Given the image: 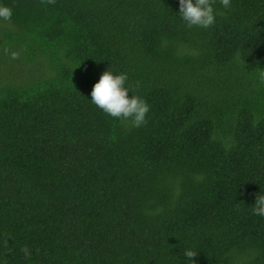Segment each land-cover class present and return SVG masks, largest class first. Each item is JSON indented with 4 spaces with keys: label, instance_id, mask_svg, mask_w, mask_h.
Returning a JSON list of instances; mask_svg holds the SVG:
<instances>
[{
    "label": "trees",
    "instance_id": "1",
    "mask_svg": "<svg viewBox=\"0 0 264 264\" xmlns=\"http://www.w3.org/2000/svg\"><path fill=\"white\" fill-rule=\"evenodd\" d=\"M3 2L0 264H264V0L209 28L177 0ZM107 67L141 126L88 98Z\"/></svg>",
    "mask_w": 264,
    "mask_h": 264
},
{
    "label": "clouds",
    "instance_id": "2",
    "mask_svg": "<svg viewBox=\"0 0 264 264\" xmlns=\"http://www.w3.org/2000/svg\"><path fill=\"white\" fill-rule=\"evenodd\" d=\"M215 0H177V10L180 19L187 28H209L216 22V17L222 15L221 9L214 8ZM223 9L231 7V0H219ZM12 9L0 0V19L8 20L12 17ZM13 56L16 54L13 52ZM264 79V72L260 73ZM88 98L107 115L117 120L127 121L132 127H139L146 122L149 104L142 95L132 91L128 83V75L124 71L110 70L108 67L101 71L92 83ZM225 147H229L225 144ZM252 211L264 216V192L255 193ZM22 251L27 257L29 249L25 246ZM195 252L187 250L186 255L193 257Z\"/></svg>",
    "mask_w": 264,
    "mask_h": 264
}]
</instances>
